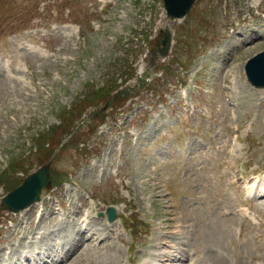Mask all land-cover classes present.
I'll use <instances>...</instances> for the list:
<instances>
[{"label": "rangeland", "instance_id": "374dc122", "mask_svg": "<svg viewBox=\"0 0 264 264\" xmlns=\"http://www.w3.org/2000/svg\"><path fill=\"white\" fill-rule=\"evenodd\" d=\"M108 2L0 0V48L22 56L10 76L0 75V198L47 163L42 203L64 213L40 214V244L80 241L69 212L82 202L93 217L88 238L103 234L113 243L81 241L67 264H141L181 228L187 239L176 243L185 256L174 264L188 255L196 264H264V196L238 188L240 171L264 174V87L250 85L243 68L264 49V0H196L181 19H169L162 0ZM163 30L170 49L149 63ZM28 37L48 43L45 56L20 49ZM239 203L251 218L237 214ZM109 205L113 222L97 216ZM24 212L29 228L37 222L34 211L10 214L22 232ZM128 217L140 229L131 238ZM13 231L0 228V247L7 236L13 246ZM37 234L21 236L20 246Z\"/></svg>", "mask_w": 264, "mask_h": 264}, {"label": "water", "instance_id": "95a60500", "mask_svg": "<svg viewBox=\"0 0 264 264\" xmlns=\"http://www.w3.org/2000/svg\"><path fill=\"white\" fill-rule=\"evenodd\" d=\"M194 0H163L164 10L170 18H181L190 9ZM171 35L168 32L160 39L162 47L153 50V59L156 58V51L163 56L167 53L170 45ZM247 80L255 87H264V50L248 59L244 66ZM50 181L48 164L41 165L37 170L28 174L22 183L8 192L0 200V207L12 211H18L39 199V193ZM109 220L114 217V211L108 209Z\"/></svg>", "mask_w": 264, "mask_h": 264}, {"label": "bare ground", "instance_id": "6f19581e", "mask_svg": "<svg viewBox=\"0 0 264 264\" xmlns=\"http://www.w3.org/2000/svg\"><path fill=\"white\" fill-rule=\"evenodd\" d=\"M261 4V3H260ZM243 11V10H242ZM246 29V28H245ZM239 31V30H238ZM242 31V30H241ZM249 31V29H248ZM252 33V32H251ZM242 36V35H241ZM249 37V36H248ZM252 37V36H251ZM250 39V37H249ZM246 40V39H245ZM15 73V72H14ZM12 74V73H11ZM4 77V76H3ZM0 81H3V80H0ZM25 81V80H24ZM22 81V82H24ZM15 85V84H14ZM15 90V89H14ZM15 92V91H14ZM11 101V100H10ZM264 178V177H263ZM248 183H250L248 181ZM255 184V183H254ZM251 187L253 186L250 185ZM259 187L264 190V183L263 182H259ZM254 194L255 192L257 191L256 187H254ZM251 193V192H250ZM260 194H258V191H257V196H259ZM53 200V198H52ZM58 200V199H56ZM53 202V201H52ZM59 207V205H58ZM49 211H50V208H49ZM28 214V213H27ZM45 214V212H44ZM40 215V214H39ZM39 219V218H38ZM84 219L82 220L81 222V225L82 227H84ZM83 223V224H82ZM79 224V223H78ZM87 225V223H86ZM181 227V226H180ZM80 231H86L88 232V236L92 235L91 232H89V227L88 225L86 227H84V229H79ZM110 230V229H109ZM92 231V230H91ZM95 231V230H94ZM34 233L35 231L31 232V236L29 239H31L33 236H34ZM100 235V234H99ZM171 236V238L169 239L168 242H165V241H159V242H156V246L157 248L155 247V250H152L149 252V258H145L144 261L142 262V264H174V262L176 261L177 257L180 256V255H183L182 258H184L185 256V252L180 250L182 249L183 247L180 245V244H177L176 242H180V243H185L186 241V236H187V230L186 229H183L181 228V230H177V231H172L170 232L169 234ZM95 236V235H94ZM228 236V235H227ZM99 237V236H98ZM162 238V237H161ZM174 238H177V239H174ZM75 239V238H74ZM81 239V238H80ZM173 241V242H172ZM160 243L162 245H165V244H168L171 248H163L161 249L159 247ZM93 247V246H92ZM173 248V249H172ZM115 252V251H114ZM60 254V253H58ZM66 261V257L65 259H60L59 262H65Z\"/></svg>", "mask_w": 264, "mask_h": 264}]
</instances>
